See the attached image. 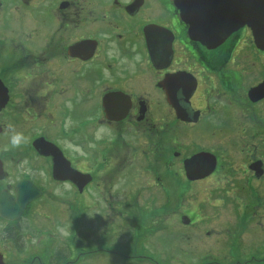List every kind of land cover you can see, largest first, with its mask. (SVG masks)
<instances>
[{
    "label": "flooded vegetation",
    "instance_id": "1",
    "mask_svg": "<svg viewBox=\"0 0 264 264\" xmlns=\"http://www.w3.org/2000/svg\"><path fill=\"white\" fill-rule=\"evenodd\" d=\"M263 10L0 0V264H264Z\"/></svg>",
    "mask_w": 264,
    "mask_h": 264
},
{
    "label": "water",
    "instance_id": "2",
    "mask_svg": "<svg viewBox=\"0 0 264 264\" xmlns=\"http://www.w3.org/2000/svg\"><path fill=\"white\" fill-rule=\"evenodd\" d=\"M202 0H174L176 5H179L183 16L185 17V21L188 23V33L191 38L197 39L207 46H214L221 43L224 39V36L230 32L237 25L234 24H221L218 28L214 27V32H210L208 30L212 29V25H202L199 17L195 14L199 10V3ZM252 3H260L264 0H251ZM255 5V4H252ZM254 15V14H252ZM239 20V19H237ZM246 22L251 25H254L258 30L255 32V37L257 39L262 38L264 42V10L260 17L254 18L248 17ZM17 203L19 204L18 211L14 215H6L4 214V209L0 207V215L7 219H14L17 214L22 210L24 205L26 204V200H22L20 196H18ZM1 257V254H0Z\"/></svg>",
    "mask_w": 264,
    "mask_h": 264
},
{
    "label": "clouds",
    "instance_id": "3",
    "mask_svg": "<svg viewBox=\"0 0 264 264\" xmlns=\"http://www.w3.org/2000/svg\"><path fill=\"white\" fill-rule=\"evenodd\" d=\"M9 127H12L11 125H9ZM24 140L23 134L22 133H14L11 138H10V145L12 148H18L20 147L22 141ZM4 150L7 151L8 146L4 147Z\"/></svg>",
    "mask_w": 264,
    "mask_h": 264
},
{
    "label": "rangeland",
    "instance_id": "4",
    "mask_svg": "<svg viewBox=\"0 0 264 264\" xmlns=\"http://www.w3.org/2000/svg\"><path fill=\"white\" fill-rule=\"evenodd\" d=\"M31 222L34 224V218L30 217ZM110 256V255H108Z\"/></svg>",
    "mask_w": 264,
    "mask_h": 264
}]
</instances>
